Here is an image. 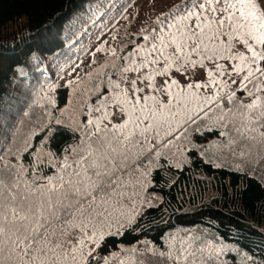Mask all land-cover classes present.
<instances>
[{
  "label": "snow or ice",
  "instance_id": "snow-or-ice-1",
  "mask_svg": "<svg viewBox=\"0 0 264 264\" xmlns=\"http://www.w3.org/2000/svg\"><path fill=\"white\" fill-rule=\"evenodd\" d=\"M156 24L122 58L110 98L57 175L38 184L0 173V264H83L85 240L103 239L98 225L120 203L125 177L198 120L215 117L231 143L264 142V0H180ZM70 229L83 234L74 244L54 239ZM193 242L179 241L168 258L197 264L203 249Z\"/></svg>",
  "mask_w": 264,
  "mask_h": 264
},
{
  "label": "rangeland",
  "instance_id": "rangeland-1",
  "mask_svg": "<svg viewBox=\"0 0 264 264\" xmlns=\"http://www.w3.org/2000/svg\"><path fill=\"white\" fill-rule=\"evenodd\" d=\"M179 2L180 0H129L121 8L114 7L116 4H113L104 14L103 7L96 4L93 5L94 13L76 18L74 22L81 29L70 41L67 57L61 63L56 59L43 63L40 70L44 77L34 86L32 83L22 85L20 82L13 89L20 97L24 93L22 87L27 90L33 87L36 93H33L31 103L25 110L15 102L16 106L12 105L11 110H16V115L0 120L6 122V127L0 129V134L3 135V139H0V173L5 178L14 177L22 182L38 184L46 183L48 177L57 175L65 159L70 161L74 158L81 142L92 130L88 120L101 114L95 109L101 106L106 97L110 98V81L118 79L117 70L126 64L122 58L129 56L138 45H144L143 36L157 27V19ZM62 85L68 88V99L64 105L57 107L56 88ZM107 110L114 111L111 106ZM112 122L119 121L113 119ZM55 123L66 124L81 133L80 140L71 144L61 156H56L47 147L41 133V128ZM213 129L218 130L214 137L199 141L195 138V133L204 134ZM221 132L225 134L221 135ZM169 139L172 144L167 148L160 147L159 156L151 152L147 158H142L138 171L125 177L126 186L120 203L109 208L111 216L103 225H98L103 237L120 234L145 207L161 201L160 192L151 190L150 185L151 171L162 164V158L163 164L181 167L190 160L189 150L196 149L199 155L216 166L247 171L264 182V142L259 136L254 140L231 143L233 135L218 124L215 117H211L190 124L186 131L177 130L171 137H166L164 142ZM7 146L12 148L5 150ZM82 235L78 229H70L69 234L54 239L68 246ZM197 237L199 239H195ZM181 240L194 241L192 250L203 249L202 252H197V264H257L235 244L222 241L200 227H179L167 232V245L162 254L165 257L164 264H177L175 259L168 258V253L172 252L175 256ZM85 244L87 246L83 248V255L86 260L83 264H87L92 258V264H132L135 258L133 251L149 249V245L140 242L95 260L99 244L88 240H85ZM180 264H188V261H181Z\"/></svg>",
  "mask_w": 264,
  "mask_h": 264
},
{
  "label": "trees",
  "instance_id": "trees-1",
  "mask_svg": "<svg viewBox=\"0 0 264 264\" xmlns=\"http://www.w3.org/2000/svg\"><path fill=\"white\" fill-rule=\"evenodd\" d=\"M128 1L0 0V120L16 115V110H11L15 102L25 110L36 93L33 87H22V97L17 96L13 89L18 83L34 86L44 77L40 70L43 63L53 59L61 63L67 57L71 47L68 45L81 29L74 22L76 18L94 13L96 4L103 7L104 14L113 4L121 8ZM68 94L67 86H58L55 105H64ZM41 129L47 147L56 156L81 137L78 130L63 123ZM217 131L197 132L195 138L207 140ZM189 157V162L181 167L163 164L162 158V164L151 171L150 185L151 190L160 192L161 201L145 207L120 234L104 236L95 260L145 242L149 249L133 251L132 264H164L167 232L179 227H200L235 244L253 263L264 264L262 179L247 171L216 166L196 149L189 150Z\"/></svg>",
  "mask_w": 264,
  "mask_h": 264
}]
</instances>
